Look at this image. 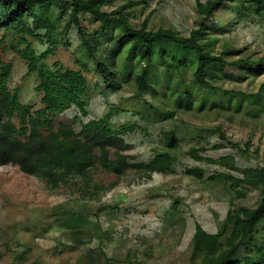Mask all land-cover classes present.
I'll use <instances>...</instances> for the list:
<instances>
[{
    "label": "rangeland",
    "instance_id": "obj_1",
    "mask_svg": "<svg viewBox=\"0 0 264 264\" xmlns=\"http://www.w3.org/2000/svg\"><path fill=\"white\" fill-rule=\"evenodd\" d=\"M245 1H228L211 20L198 14L197 0H111L105 9L128 14L135 25L147 21L151 30L170 28L183 36L205 22L210 30L202 43L208 51L223 55L228 61H256L264 57V15H257L253 9L242 10L241 2ZM39 10L50 20L57 42L46 63L53 67L59 62L64 68L81 71L90 86L88 96L83 98L89 116L72 108L54 116L55 124L63 123L80 131L89 119L101 118L114 109V126H139L124 136L131 146L126 154L137 162L150 163L158 153L173 150L164 136L173 132L178 141L172 151L176 160L167 174L155 173L150 178L133 170L119 178L97 168L92 173L90 191L94 186L102 187V191L92 200L88 190L81 194L65 188L51 191L19 166H0V264H126L128 250L133 256L138 255L141 264H191L196 224L209 233H219L231 201L247 207H254L259 201L257 190L236 200L222 178H210L238 172L205 160L223 159L227 166L235 164L238 169L264 164V64L223 68L222 76L214 81L223 90L234 92L225 97L208 96L196 86V64L169 69L155 63L151 80L159 93L157 102L151 95L142 97L162 104L159 113L154 114L142 98L135 96V76L142 63L125 61V52L118 46V30L102 32L93 18L81 17L89 33H99L89 38L96 58L117 73V81L108 87L94 61L87 58L76 29L69 26V9L54 2ZM31 23L32 20L30 26ZM36 34L44 36L45 31ZM2 35L0 31V39ZM30 42L39 55L48 49L37 38H30ZM174 49L170 47L169 58L176 56ZM2 60L13 64L10 89H18L23 103L40 109L42 95L36 90L37 74L27 75V63L9 46L3 51ZM177 85L178 90L193 94L190 108L176 106L167 96V91H174ZM255 95L258 97L251 98ZM192 150L199 159H194ZM196 168L203 171L202 178L190 172ZM64 208L69 210L68 215L57 216ZM80 217L92 225L84 227V234L90 237L85 244L74 243L66 226L72 218ZM249 248L246 242L240 249V258L246 256Z\"/></svg>",
    "mask_w": 264,
    "mask_h": 264
},
{
    "label": "trees",
    "instance_id": "obj_2",
    "mask_svg": "<svg viewBox=\"0 0 264 264\" xmlns=\"http://www.w3.org/2000/svg\"><path fill=\"white\" fill-rule=\"evenodd\" d=\"M228 1L233 0H197V12L205 20H211L214 13ZM54 2L62 9H69V26L76 29L86 49L87 58L94 61L97 72L108 87H112L117 81V73L111 72L104 62L96 58L95 47L89 38L97 37L99 33H89L81 17L88 15L93 18L99 23L102 32H120L118 46L125 52V61L129 64L135 61L142 63L135 76V96L139 99L151 95L157 102L155 97L159 93L151 80V70L155 63L169 69L196 64L193 72L196 86L202 88L208 96L225 97H230L234 92L223 90L214 81V78L222 76L223 68H249L264 64V57L256 61H228L223 55L208 51L202 43L210 30L205 22L192 29L188 36H183L170 28L151 30L147 21L135 25L128 14L105 9L111 0H0V31L3 32L0 39V166H19L24 173L43 181L51 191L65 188L70 189L73 194H81L88 190L86 193L92 200L102 191L99 186H94L95 192L90 191L92 173L97 168L119 178L130 170L147 178L155 173L167 174L176 160L172 151L178 145L175 133L167 132L164 134L165 140L169 149L173 150L158 153L150 163L137 162L134 156L125 153L131 146L126 144L124 136L134 132L139 126H114V109L101 118L89 119L82 124L80 131L63 123L58 126L55 124L54 116L72 108L84 117L89 116L88 104L83 98L88 96L90 86L81 71L64 68L59 62L53 67L46 63L54 53L57 42L50 20L39 8ZM241 4L244 11L253 9L257 15H264V0H247ZM40 30L45 31L44 36L36 34ZM10 38L7 45L27 63V75L35 73L38 76L36 90L42 95L40 109L23 103L20 91H12L9 87L13 64L2 60V53L8 48L7 45L4 46L5 41ZM30 38L39 39L48 49L43 54H37ZM172 46L176 56L169 60V49ZM167 96L173 99L176 106L190 108L193 105V94L188 90H178V85L174 91H167ZM253 97L258 96H251ZM142 100L150 111L159 113V105L162 104H154L144 98ZM192 155L194 159H199L195 150H192ZM205 161L221 164L230 171L238 172L237 175L219 174L210 178H222L235 194L236 200L245 199L251 190L259 191L260 198L254 207L237 206L231 201L225 224L219 233H209L200 224H196L191 264H264V164L257 168L238 169L235 164L227 166L228 162L223 159ZM190 172L199 178L204 175L198 168ZM114 187L115 185L110 186V189ZM68 212L64 208L57 216L64 217ZM57 221H60L59 217ZM86 225L92 227L89 220L83 217L72 218L66 224L74 243L85 244L90 239L84 234ZM246 242H249L250 248L246 256L240 258V249ZM22 254L24 255L23 252ZM137 257L138 255L133 256L132 251L128 250L126 264H141Z\"/></svg>",
    "mask_w": 264,
    "mask_h": 264
}]
</instances>
